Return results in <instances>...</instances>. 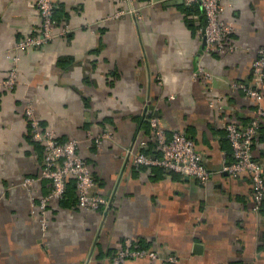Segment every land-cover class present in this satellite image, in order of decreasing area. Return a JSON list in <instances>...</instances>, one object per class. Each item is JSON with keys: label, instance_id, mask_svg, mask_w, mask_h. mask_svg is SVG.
Instances as JSON below:
<instances>
[{"label": "crops", "instance_id": "obj_1", "mask_svg": "<svg viewBox=\"0 0 264 264\" xmlns=\"http://www.w3.org/2000/svg\"><path fill=\"white\" fill-rule=\"evenodd\" d=\"M36 1L0 0V77L11 66L13 47L40 30ZM54 2L55 33L68 31L24 52L19 83L0 94V264H110L125 239L173 255L175 264H264V200L254 211L249 177L221 171L232 161L224 125L244 128L255 116L256 103L229 85L252 83L251 64L264 47V0H221L220 17L240 48L223 56L205 51V18L196 4ZM200 68L208 79L202 73L194 79ZM261 95L264 109V84ZM26 98L43 128L61 141H79L93 191L108 199L106 208L81 211L74 185L66 198L49 205L42 230L39 200L50 184L36 182L32 199L21 186L37 177L43 159L28 139ZM217 98L222 106L211 108ZM153 117L168 138L180 130L194 142L210 172L206 185L133 164L130 153L161 156L149 126ZM142 140L144 150L138 148ZM252 154L264 161V118Z\"/></svg>", "mask_w": 264, "mask_h": 264}, {"label": "built area", "instance_id": "obj_2", "mask_svg": "<svg viewBox=\"0 0 264 264\" xmlns=\"http://www.w3.org/2000/svg\"><path fill=\"white\" fill-rule=\"evenodd\" d=\"M221 0H183L185 6L196 4L200 7L205 18L203 38L205 51L216 53L220 56L235 53L240 48L230 39L232 27L222 21ZM36 8L41 18L40 30L36 35H29L20 40L12 49L11 66L5 76L0 77V94L2 91L14 89L18 81V67L21 55L29 49L43 48L57 36L64 35L68 29L63 28L55 33V2L54 0H37ZM133 12V10H132ZM208 79L210 75L198 69L193 74L194 79L199 75ZM252 83L244 84L232 82L229 87L231 91H239L245 97L256 103L255 116L244 127L240 128L233 122L224 125L227 140L232 149V161L222 166V172L232 178L248 176L252 187L253 210L258 212L264 200V161L259 162L252 154L253 145L258 137L261 121L264 118V109L261 105V88L264 84V47L257 50V58L251 64ZM174 97L170 96L172 100ZM221 99L211 100V108L220 107ZM222 106V105H221ZM23 118L29 127L32 141L42 148L43 159L37 177H27L21 186L30 193L38 181H48L51 189L49 194L39 200L40 225L46 230L47 220L45 212L49 205L62 199L68 181L74 180L77 193V207L84 212H95L109 205L108 199L94 192V179L88 164L79 155V141L71 139L61 141L52 129L41 126L34 105L30 99L25 100L23 105ZM149 126L155 142L161 152L159 158H152L142 151L131 154L135 166L160 167L166 171L178 173L183 176L192 177L200 184L206 185L210 178V172L203 166L200 155L195 150L194 142L182 131L171 132L168 138L159 125L156 118H149ZM109 134L103 133L102 137ZM93 138H91L92 140ZM96 143L100 140L94 139ZM147 142H139L138 148L145 149ZM150 259L159 264H175L176 257L161 256L156 251L135 249L130 239H125L119 250L111 257L110 264H124L126 260Z\"/></svg>", "mask_w": 264, "mask_h": 264}, {"label": "trees", "instance_id": "obj_3", "mask_svg": "<svg viewBox=\"0 0 264 264\" xmlns=\"http://www.w3.org/2000/svg\"><path fill=\"white\" fill-rule=\"evenodd\" d=\"M28 134H29V127H28ZM28 137H29L28 139L30 140V143H34V142L32 141V137H31L30 134L28 135ZM34 144L36 145V148H37V149L42 150L41 146H39V145L36 144V143H34ZM142 152H143V151H142ZM143 153L146 154L145 151H144ZM68 182H69V181H68ZM74 185H75V183H74L73 181H71L69 184H67V186H66V190H65V193H64L62 199H60V201H62L64 198H66V195H67V193L69 192V187L73 189V186H74ZM50 189H51V186H50ZM67 191H68V192H67ZM76 201H77V200H76ZM134 248H135V249H140V248H136L135 246H134Z\"/></svg>", "mask_w": 264, "mask_h": 264}]
</instances>
